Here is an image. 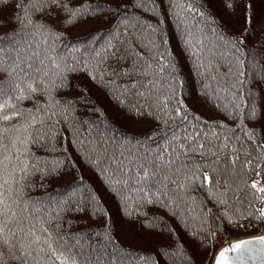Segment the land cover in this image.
Listing matches in <instances>:
<instances>
[{"label":"snow or ice","instance_id":"snow-or-ice-1","mask_svg":"<svg viewBox=\"0 0 264 264\" xmlns=\"http://www.w3.org/2000/svg\"><path fill=\"white\" fill-rule=\"evenodd\" d=\"M168 3L173 16L205 18L206 14L195 7L196 0H168ZM9 7L13 8L11 13L6 11ZM149 7L151 11H156L152 0H118L116 4L81 3L78 6L75 5V0H27V4L22 0H0V29L5 30L0 33V264H83L80 259L82 253L78 251L82 247V233L66 235L56 232L60 227L57 223L59 211L50 213L47 207H37L39 201L26 197L22 184L33 171H41L45 177L48 174V170L41 168V164H46L47 161H29L33 155V147H45L46 118L50 120L56 113L41 115L40 109L44 106L39 104L35 110L22 109L18 105L24 100H31L38 90H46L44 77H48L50 73L57 76L56 86H63L66 79L64 73L70 61L61 58V62H58L57 57L48 54L43 59H38L40 52L33 50L28 53L29 48L34 49L33 44L25 41L23 43L27 47H22L21 42L9 38L25 30H29V34L35 37L37 33L31 29H39L41 34L47 33V36L59 38L57 25L62 27L65 22L73 23L84 18L85 14L96 13L115 19L117 22L111 28L112 33L117 32L121 24L125 25L122 35L126 39L118 41L121 46L116 48L109 41L102 50L104 55L93 48L91 59L97 61V68L109 56L116 59L117 63L130 61L131 68H121L118 73L129 77V83L121 95H130L136 99H129L124 106L134 119L144 118L153 125L142 134H131L108 124L105 133L101 134L98 146L88 142L90 166L99 169L106 177L103 181L106 190L123 202L127 218L161 238V242L151 245L153 250L129 251L108 235L110 216L94 189L87 193L81 192L79 199L56 202L63 203L72 211L87 213L89 219L104 218L101 231L96 234L105 236L108 243L114 246L115 251L109 264H194L189 243L207 246L198 238L203 227L189 231L181 209L188 211L189 201L194 202L199 198L194 195L198 189H203L211 202L225 209L214 219L223 218L233 227H245L230 218L229 212L234 210L235 214L245 219L251 217L264 220V186H260V180L250 183L245 180L246 194L232 195L248 171L264 170V143L255 146V155L247 153L241 160L239 153L243 145L233 147L234 141H238L239 137L218 131L226 125L202 121L199 116L182 111L185 106L176 98L175 88L157 85V80L168 85L178 83L177 66L166 59L170 53L160 52L152 41L141 44L149 53L145 56L143 52H137L127 39V26L133 20L137 27L147 28L152 35L160 32L154 24L141 25L139 17L131 12L133 8L145 10ZM248 7L250 5L245 6L242 30L229 33L208 18L206 25L215 38L212 46L204 43V30L193 25L185 33L184 50L195 56L197 53L190 50L198 47L205 59L209 55L214 58L217 54L221 59H228L229 73L231 61L235 59L259 79L264 73V33L260 39L250 34L252 22L247 14ZM43 8L51 9L50 13H46L48 19L44 23L28 18L29 11L36 12ZM88 9L91 12H87ZM113 10L115 17L110 15ZM92 38L95 39V35ZM133 38L139 42V36ZM6 39L9 41L7 44L4 43ZM160 39L167 43L163 33H160ZM44 43L47 44V37ZM45 60L49 63L46 64ZM71 63L73 66L80 65L93 82L97 81V75L88 69L85 58L74 59ZM245 74L244 71L240 72L242 76ZM99 80L103 83L102 70ZM140 100L144 103L141 104ZM116 102L124 104L119 96L116 97ZM55 103L72 107L80 101L65 100ZM260 108L264 118V105ZM232 109L236 113L241 111L240 105L235 102L232 103ZM227 114L233 115L231 111ZM244 115L248 119L257 115V105L251 93L244 101ZM190 121L202 126L197 127V124H190ZM245 135L251 139V135ZM110 144L114 147L109 148ZM81 158L83 159V155ZM222 162L229 166L222 167ZM70 163L75 166L74 160ZM234 165H239V168L232 167ZM60 167L61 161L57 158L56 164L50 168L51 173L57 174ZM257 176H260V171H257ZM249 195L261 206L256 207L250 203ZM200 203L204 204L205 201L200 199ZM141 208L144 211L141 212ZM151 208L157 211H149ZM241 208L245 209L247 215L241 212ZM208 211L211 212V209ZM161 212L167 218L161 216ZM172 220L176 221V226L171 225ZM178 227L184 231V235L177 232ZM211 235L214 236L215 233ZM257 243L264 245V237L255 241L229 242L230 246H224L218 252L214 264H229L226 254L230 251L239 250L244 255L251 254L255 251L253 245Z\"/></svg>","mask_w":264,"mask_h":264},{"label":"trees","instance_id":"trees-1","mask_svg":"<svg viewBox=\"0 0 264 264\" xmlns=\"http://www.w3.org/2000/svg\"><path fill=\"white\" fill-rule=\"evenodd\" d=\"M22 2L27 4V0H22ZM117 2L118 0H75V5L78 6L81 3L88 5L116 4ZM152 3L156 6L155 12L151 11L150 7L145 10L133 8L131 12L139 17L141 25L154 24L160 32L152 35L147 28L137 27L136 21L133 20L127 26L129 33L127 39L137 52H143L145 56H148L149 53L141 47V44H148L152 41L159 47L160 52L170 53L166 59L176 64L178 83L168 85L162 80H157V85L163 88H175L176 98L185 106L182 111L199 116L202 121H215L217 124L226 125L224 129H218V131L228 132L239 137L238 141H234L233 147L239 148L240 145H243L239 153L241 160L246 157L247 153L255 155L253 152L255 146L264 143V118H262L260 108L261 105H264V73L258 79L254 73H249L246 66H242L235 59L231 61V73H229L228 59H221L218 54L214 58L209 55V58L205 59L200 54L198 47L190 50L197 53L195 56L189 55V51L184 50V39L186 31L193 25H198L204 30V43L211 47L215 38L209 31L206 20L211 18L229 33L238 32L244 28L243 19L246 5H250L247 8V14L252 22L249 29L250 34H254L256 39H260L261 34L264 33V0H196L195 7L206 14L204 19L173 16L168 0H152ZM72 6L70 5V7ZM6 11L11 13L13 8L9 7ZM86 11L91 12V9ZM50 12L49 8L39 9L36 12L29 11L28 18L38 23H44L48 19L46 13ZM110 15L115 17V10ZM158 21H162V23H158ZM116 22L115 19L96 13L85 14L84 18L73 23L65 22L62 27L57 25L60 33L59 38L47 36V33L41 34L39 29H31L37 33L35 37L29 34V30H25L9 38L21 42L22 47H27L23 43L25 41L33 44L34 49L29 48L28 53L30 54L33 50L40 52L38 59H43L45 54H48L57 57L58 62H61V58L70 61L67 71L64 73L66 79L63 86H56L58 84L57 76L50 73L48 77H44L46 90H38L33 94L31 100H24L18 105L22 109L35 110L36 105L39 104L44 106L40 109L41 115L47 116L52 112L56 113L50 120L46 118L44 132L47 133V136L43 142L45 147H33L31 149L33 155L29 161L34 162L36 159L47 161L46 164H41V168L48 170V174L45 177L41 171H33L22 184L24 195L39 201L37 207H47L50 213L54 210L59 211L60 216L57 223L60 224V227L55 230L56 232L66 235L82 233L80 240L82 247L78 251L82 253L80 259L83 264H109L112 259L115 251L114 246L108 243L105 236L96 234L101 231L104 218L89 219L87 213L72 211L63 203L57 204L56 202L79 199L81 192L87 193L91 189H94L99 195L103 208L110 216L108 235L121 247L129 251L141 252L153 250L151 245L161 242V238L156 233L145 231L138 223L127 218L123 202L106 190L103 183L106 177L100 173L99 169L90 166L88 160L90 154L88 142L91 141L93 145L98 146L101 134L105 133L106 125L111 124L121 131L131 134H142L153 126L151 121L144 118L134 119L124 106L129 99H136L130 95H121L129 83V77L121 76L118 73L121 68L130 69V61L117 63L116 59L109 56L97 68V61L91 59L93 48L104 55L102 50L107 47L109 41L119 48L121 45L118 41L126 39L122 35L125 31L124 24L120 25L117 32H111V28ZM3 31L5 30L0 29V33ZM160 33L164 34L167 43L160 39ZM93 35H95V39L92 38ZM134 36H139V42L133 38ZM46 37L47 44L44 43ZM8 42L7 39L4 41L6 44ZM154 52L155 48H153ZM82 57L85 58L88 69L97 75L96 82L89 78L87 72L80 65L73 66L71 63L74 59ZM45 63L49 62L45 60ZM101 70L103 83L99 80ZM241 71L246 74L240 75ZM242 81L243 83H241ZM249 93L257 105V115L253 119H248L244 115V101L248 99ZM117 96L124 101V104L116 102ZM65 100H79L80 103H76L72 107H68L64 103H55V101L63 102ZM139 102L144 103L143 100ZM233 102L240 105L239 113L232 109ZM229 111L233 113L232 116L227 114ZM236 116L238 119L234 120ZM85 121L87 122L85 123ZM189 123L197 124V127L202 126L195 121ZM203 127L210 133L206 126ZM245 133L251 135L250 140ZM111 147L114 145L110 144L109 148ZM81 155H83V159ZM57 158L61 161V167L59 172L53 175L50 168L56 164ZM73 160L75 161L74 167L70 163ZM221 166L228 167L229 165L222 162ZM232 167L238 169L239 165ZM256 170L248 171L244 175V179L239 182L237 191L232 193L233 196L246 194L244 181L250 183V176ZM194 195L199 198L194 202L189 201L188 211L181 209L184 222L189 225V231L203 227V231L198 233V238L207 246H199L196 242L189 243L194 264H210L213 253L223 238L257 233L264 228V220H255L251 217H248L251 222L245 224L243 228L233 227L223 218L214 219V217H219L225 209L211 202L203 189H198ZM200 199H203L205 203L201 204ZM248 200L257 207L259 202L254 197L249 195ZM229 202H231V197H229ZM208 209H211V212ZM148 210L157 211L155 208ZM140 211L142 212L144 209L141 208ZM241 212L247 215L244 208H241ZM161 216L167 218L163 212H161ZM229 216L238 224H242L246 220L235 214L234 210L229 212ZM170 223L172 226H176V221L172 220ZM177 232L181 235L185 234L179 227ZM213 232L214 236L211 235Z\"/></svg>","mask_w":264,"mask_h":264},{"label":"water","instance_id":"water-1","mask_svg":"<svg viewBox=\"0 0 264 264\" xmlns=\"http://www.w3.org/2000/svg\"><path fill=\"white\" fill-rule=\"evenodd\" d=\"M260 237H264V230L259 233L225 237L214 251L211 259V264H214V260L218 252L222 250L224 246H230L229 242L238 243L244 240L255 241ZM253 247L255 248V251L248 255H244L242 251L239 250L235 252H228L226 255L229 258V264H264V245L257 243L254 244Z\"/></svg>","mask_w":264,"mask_h":264},{"label":"built area","instance_id":"built-area-1","mask_svg":"<svg viewBox=\"0 0 264 264\" xmlns=\"http://www.w3.org/2000/svg\"><path fill=\"white\" fill-rule=\"evenodd\" d=\"M257 171H260V176H257ZM256 180H260L261 181V185L260 186H264V171L263 170H256L251 176H250V182L251 181H256ZM261 205L258 203L257 207H260ZM251 222V220L249 218H247L245 221L242 222L243 225L245 224H249ZM263 229H260L257 233L263 231ZM224 239V238H223ZM222 239V240H223Z\"/></svg>","mask_w":264,"mask_h":264}]
</instances>
